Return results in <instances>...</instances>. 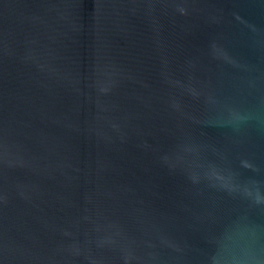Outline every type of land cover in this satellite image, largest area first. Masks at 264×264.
<instances>
[{
	"label": "water",
	"instance_id": "obj_1",
	"mask_svg": "<svg viewBox=\"0 0 264 264\" xmlns=\"http://www.w3.org/2000/svg\"><path fill=\"white\" fill-rule=\"evenodd\" d=\"M0 264H264V0H0Z\"/></svg>",
	"mask_w": 264,
	"mask_h": 264
}]
</instances>
